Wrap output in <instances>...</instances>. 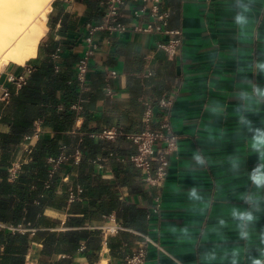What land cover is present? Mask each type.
<instances>
[{
	"label": "crops",
	"instance_id": "1",
	"mask_svg": "<svg viewBox=\"0 0 264 264\" xmlns=\"http://www.w3.org/2000/svg\"><path fill=\"white\" fill-rule=\"evenodd\" d=\"M252 3L249 24L241 29L234 22L233 0H161L160 10L170 12L167 25L162 32L148 33L135 29L152 21L149 13L135 14L142 0H125L120 20L127 30L118 35L100 28L105 0L53 1L37 56L24 65L2 60L0 264H120L143 235L161 246H149L146 264H231L224 253L233 249L240 252L238 264L264 259L259 239L264 203L247 241L240 239L231 218L233 208L247 207L241 195L256 191L248 172L258 157L238 124L235 98L240 90L250 91L240 82L244 79L264 86V74L254 69L257 60L264 62V0ZM89 37L97 49L85 91L67 101L65 89L43 85L39 94L28 89L22 98L19 92L14 99L4 98V89L15 86L9 78H28V68L51 62L59 67L55 73L75 75ZM176 38L182 43L176 55L160 49ZM80 97L84 108L77 111L72 106ZM163 99L170 103L167 108L160 105ZM145 102L154 109L152 129H160L168 116L180 136L165 178L155 185L131 161L138 147L128 138L147 129ZM249 103L255 108L254 101ZM214 106L222 111L213 113ZM248 118L264 126V105ZM18 127L25 128L22 135L14 133ZM106 129L119 134L101 138ZM38 130L37 137L26 139ZM197 149L209 159L208 167L193 164ZM62 153L69 159L46 187L48 159ZM229 156L240 157L238 175L229 170ZM14 164L20 166L15 177L10 174ZM193 167L197 170L189 171ZM193 186L203 201L189 200ZM78 188L83 189L80 195ZM157 197L160 213L150 217ZM115 225L124 229L104 237L103 229Z\"/></svg>",
	"mask_w": 264,
	"mask_h": 264
},
{
	"label": "built area",
	"instance_id": "2",
	"mask_svg": "<svg viewBox=\"0 0 264 264\" xmlns=\"http://www.w3.org/2000/svg\"><path fill=\"white\" fill-rule=\"evenodd\" d=\"M143 5L138 8L135 12L136 15L149 13L152 21H150L146 26H137L135 29L137 31L143 32H162L164 31V27L167 25L168 18L170 17L169 11H161L160 3L161 0H142ZM125 4V0H105L106 12L104 16V23L100 28L107 30L111 34H123L127 28L125 24L120 20L121 18V8ZM179 34V32H174ZM89 48L85 52L84 56L79 60L76 66L75 77L69 83L71 85L77 86L80 92H83L87 88L88 84V72H89V64L91 57L95 54L97 49V45L94 44L92 38H88ZM181 39L176 38L170 40L169 43L160 44V49L164 50L169 56L176 55L181 47ZM56 59L59 57L58 54L54 56ZM56 70H59V67L56 66ZM28 71H33L32 68H28ZM111 75H116V72H112ZM27 81L25 76H11L9 78V82L14 84L18 89H20ZM4 98H9V90L7 88L4 89ZM85 99L80 97L76 104L72 106L73 109L77 111H81L84 108ZM160 105L162 108H167L170 103L167 100H161ZM145 112H144V120L147 125V129L135 135L128 136L129 139L133 140V142L138 147V153L131 157V161L135 164L136 167L140 168L144 174V180L152 185H155L162 181L166 174L167 168L169 165V157L176 152L178 148V142L180 136L175 133L173 130L172 124L168 116H165L160 129L154 130L152 129V123L154 120V109L150 102H145ZM39 130L36 132L34 136H29L26 139L30 140L33 137L38 136ZM119 131L115 129H106L103 130L99 136L101 138L106 139H115ZM69 159V156L65 153H62L59 157H50L48 159V163L51 164V168L49 170V178L50 180L46 182V187H50L51 179L55 175L59 165L66 160ZM76 160H80L77 158ZM155 167L156 172L153 174L152 169ZM20 166L18 164H14L10 169L11 176L15 177L19 170ZM78 195L83 193L82 188H78ZM71 199H76L77 194L71 192ZM161 210V199L159 197L156 198L155 206L150 213V217L152 214H159ZM124 229L123 226L115 225L103 229L102 233L104 237L108 234H114L118 231ZM155 245L157 248L161 249V246L156 243L152 238L148 235H143V240L140 242L138 247L132 252V254L126 256L123 262L120 264H146L147 257L149 252V246Z\"/></svg>",
	"mask_w": 264,
	"mask_h": 264
},
{
	"label": "clouds",
	"instance_id": "3",
	"mask_svg": "<svg viewBox=\"0 0 264 264\" xmlns=\"http://www.w3.org/2000/svg\"><path fill=\"white\" fill-rule=\"evenodd\" d=\"M232 7L235 10L234 22L239 28H244L249 24V13L252 11V0H233ZM256 73L264 74V62L257 60L254 64ZM243 71V69H238ZM243 84H247L250 87L248 90H240L235 94V98L238 101L237 113L238 124L247 131L251 139L250 148L253 153L258 157L257 165L248 172V179L251 182L252 188L256 191L249 189L247 192L241 195V200L247 207H236L231 211V218L236 222V229L240 239L249 240L252 229L258 221L257 212L261 210V204L264 203V126H256L255 123L248 118L250 113L258 110L260 105H264V86H261L250 79H244L240 81ZM249 101H254L255 108ZM213 113L222 111L219 107H212L210 109ZM228 163L230 171L234 174L241 172L240 157L229 156ZM192 162L199 168H206L209 166V159L203 155L202 149H197L193 156ZM197 168H190L189 171H196ZM188 198L193 202L203 201L201 190L193 186L188 189ZM212 201L208 204L211 206ZM220 228L226 226V221L221 218L218 221ZM203 235V233H201ZM259 239L264 244V230L259 233ZM261 254L264 255V249L261 250ZM205 256L215 259V253H205ZM224 257L230 258L231 264H238L240 258V252L233 249L231 252H225ZM251 264H264V259L251 257Z\"/></svg>",
	"mask_w": 264,
	"mask_h": 264
},
{
	"label": "bare ground",
	"instance_id": "4",
	"mask_svg": "<svg viewBox=\"0 0 264 264\" xmlns=\"http://www.w3.org/2000/svg\"><path fill=\"white\" fill-rule=\"evenodd\" d=\"M54 0H0V61L24 65L38 54Z\"/></svg>",
	"mask_w": 264,
	"mask_h": 264
},
{
	"label": "trees",
	"instance_id": "5",
	"mask_svg": "<svg viewBox=\"0 0 264 264\" xmlns=\"http://www.w3.org/2000/svg\"><path fill=\"white\" fill-rule=\"evenodd\" d=\"M52 66V67H51ZM55 68V67H54ZM53 68V64L51 62L48 63L47 66H42L40 68L34 69L30 76L27 78L26 83L17 90L16 86L10 87L9 89V98H16V92H19V97H24L26 91L34 92V94L40 93V88L44 85L45 87L50 88H63L65 89V99L67 101L71 98V96H78V88L77 86L71 85L69 82L74 79L75 75H61L59 73H55ZM23 92V93H22ZM33 105H36L37 101H31ZM27 113L24 112L22 115L23 118H26ZM24 127H18L14 130V133L19 135L24 133Z\"/></svg>",
	"mask_w": 264,
	"mask_h": 264
},
{
	"label": "rangeland",
	"instance_id": "6",
	"mask_svg": "<svg viewBox=\"0 0 264 264\" xmlns=\"http://www.w3.org/2000/svg\"><path fill=\"white\" fill-rule=\"evenodd\" d=\"M4 67H5V65H3V61H1L0 72L3 70Z\"/></svg>",
	"mask_w": 264,
	"mask_h": 264
}]
</instances>
